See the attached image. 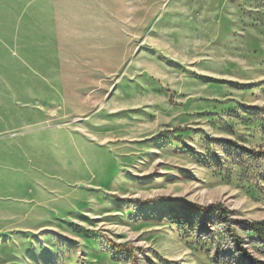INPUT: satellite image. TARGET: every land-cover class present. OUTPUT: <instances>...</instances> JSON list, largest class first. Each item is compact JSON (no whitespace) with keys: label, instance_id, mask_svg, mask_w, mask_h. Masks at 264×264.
<instances>
[{"label":"rangeland","instance_id":"obj_1","mask_svg":"<svg viewBox=\"0 0 264 264\" xmlns=\"http://www.w3.org/2000/svg\"><path fill=\"white\" fill-rule=\"evenodd\" d=\"M178 201L264 219V0H0V264H264Z\"/></svg>","mask_w":264,"mask_h":264},{"label":"trees","instance_id":"obj_2","mask_svg":"<svg viewBox=\"0 0 264 264\" xmlns=\"http://www.w3.org/2000/svg\"><path fill=\"white\" fill-rule=\"evenodd\" d=\"M172 200V199H168ZM179 206L186 208L188 210H194L198 211L200 213H208L211 210L216 211L217 215L223 220L224 223L227 225L231 226L232 224H243V226L251 231L256 237H258L261 240H264V219L262 220H255V221H249V220H240L236 217H233L230 215V209L224 206L222 203L217 202V203H211L207 205H202L194 202H189V201H178ZM230 235L233 238L237 250L239 253L244 256L249 258L250 260H253L255 264H260V261L255 259L246 249L244 246V239L240 235H238L234 229L230 228L229 229ZM116 248H126L130 254V259L133 264L136 263V255L135 253L128 249L127 247L115 243Z\"/></svg>","mask_w":264,"mask_h":264}]
</instances>
